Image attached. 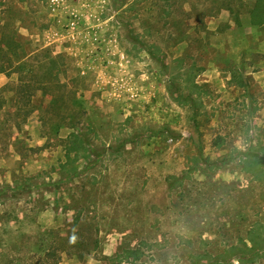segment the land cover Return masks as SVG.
Segmentation results:
<instances>
[{
	"label": "rangeland",
	"instance_id": "rangeland-1",
	"mask_svg": "<svg viewBox=\"0 0 264 264\" xmlns=\"http://www.w3.org/2000/svg\"><path fill=\"white\" fill-rule=\"evenodd\" d=\"M250 3L0 0V264L40 256L42 237L89 252L61 264H264Z\"/></svg>",
	"mask_w": 264,
	"mask_h": 264
},
{
	"label": "trees",
	"instance_id": "trees-1",
	"mask_svg": "<svg viewBox=\"0 0 264 264\" xmlns=\"http://www.w3.org/2000/svg\"><path fill=\"white\" fill-rule=\"evenodd\" d=\"M248 3H249V1L246 4H248ZM250 4H251V6H249V8L247 10L249 19L252 20V21H255V22L264 23V0H251V3ZM220 7L222 9L227 10L230 13V15L234 18L235 23L238 22L237 21L238 20L237 19V15L234 13V7L231 4L225 2V4L222 3ZM26 64H27V62L24 60V57H23L21 59V61L19 63H17V68L22 69ZM2 71H4V68L2 66H0V72H2ZM229 71L231 72V74H234V77H237V76H235V74H242V73H238L235 69H230ZM238 78L240 79L239 81H238L237 78H235L238 81L237 83L239 85H241L242 87L245 86L244 79L242 77H240V76H238ZM20 87L26 89L27 86L26 85H22ZM79 139L80 138L78 136H76V139L73 140L72 143H76V141L78 142ZM77 145H78L79 148L76 147V148H71V149L72 150H76L75 153H77V151L79 149H83L84 152L87 153L86 155L83 154V157L87 158V156H88V150L85 151V148H83L80 145V142L77 143L76 146ZM76 156H75V159L74 160L77 159ZM252 156L257 160V158L254 155H252ZM240 162L241 163L242 162L244 163V165H243L244 168L243 167L242 168L245 169V171L250 172V173L251 172H254V167L252 166V162H249L248 161V163H247V159H243ZM69 170L70 171H69V174H67V176L69 177L68 178L69 180H72L76 176L75 172L77 171V168H71ZM258 173H259V170H258ZM258 173H256L255 175L253 173H251V174H253V176L256 179L260 180L262 178V176H261L262 174H258ZM54 200L56 201L57 198H54ZM67 207H70V206L67 205ZM78 214H79L78 211H76V214L74 215V217L72 219V225L73 226L77 225L78 222H79V215ZM253 225L251 226L252 227L251 228L252 230H250V233L251 234H253L255 232L254 231L255 230V225L254 226ZM257 228L264 229V225L263 224H257ZM45 234H46V236H48L49 234L52 235L53 232L50 229V231L48 233H45ZM57 235H59V234H57ZM69 238H71L69 235L61 236L60 237V239L61 240L63 239V241H66ZM37 245L39 247V252L38 253L40 254V256H38L36 258H31V259H30V257H28V259L27 258L26 259L24 258V260L23 259H16V258H14V260H12V263H10V264H58L59 263V259H60V253L58 254L59 251H66L68 253L76 254L81 259L85 256V254L89 253V252L84 253L83 250H81V252H80L79 243L74 245L75 246V250H72V251L71 250H65V249L62 250V248H59V247H56L55 246L53 238L51 240L49 238L42 237L39 240V242L37 243ZM249 260H252V258H249Z\"/></svg>",
	"mask_w": 264,
	"mask_h": 264
},
{
	"label": "crops",
	"instance_id": "crops-1",
	"mask_svg": "<svg viewBox=\"0 0 264 264\" xmlns=\"http://www.w3.org/2000/svg\"><path fill=\"white\" fill-rule=\"evenodd\" d=\"M222 11H227V10H225V9H222ZM228 12V11H227ZM229 13V12H228ZM229 15H230V13H229ZM233 22L235 23V21L233 20ZM3 72V71H2ZM2 72H0V74L2 73ZM58 264H61L60 263V261H59V263Z\"/></svg>",
	"mask_w": 264,
	"mask_h": 264
}]
</instances>
